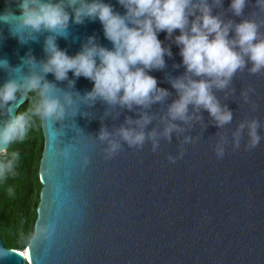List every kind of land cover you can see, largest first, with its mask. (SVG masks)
Here are the masks:
<instances>
[{
    "label": "water",
    "instance_id": "95a60500",
    "mask_svg": "<svg viewBox=\"0 0 264 264\" xmlns=\"http://www.w3.org/2000/svg\"><path fill=\"white\" fill-rule=\"evenodd\" d=\"M105 2L121 14L125 11L118 0ZM17 3L0 0V13L11 9L19 15ZM229 3L223 0L225 10ZM249 11L251 7L245 14ZM227 16L240 19L230 12ZM20 31L25 43L11 34L9 24L0 21V59L6 58L12 66L7 71L0 68V84L9 76L30 72L29 66L21 64L29 51L38 61L45 58L47 33L37 38ZM68 31L57 43L69 55H75L93 35L100 44L112 47L98 19L71 23ZM158 35L165 46H171L173 55L165 57V69L150 74L160 87L173 92L170 103L175 90L166 77L182 74L184 67L179 47L165 32ZM174 64L181 66L174 68ZM68 76L75 79L74 86L56 81L51 73L46 77L61 95L71 94L73 104L66 106L61 120L42 119L43 187L34 235L24 250H17L7 247L0 234V264H264V139L251 150L244 142L239 149L229 145L223 158L213 151L218 131H228L231 138V131L245 117L256 116L264 122V74L237 73L235 94L217 93L234 113L226 129H218L204 111L202 121L184 125L185 131L179 138L174 134L171 143L161 140L156 152L150 143L139 150L125 144L112 156L106 152L108 142L99 139L101 127L113 134L110 139L116 138L115 131L125 117L137 114L83 99L93 82L83 76L75 78L72 72ZM249 87L254 89L250 97L255 110L240 96L241 89ZM28 94L18 97L17 111ZM164 108L153 105L152 111L162 114ZM185 135L195 143L185 145L183 158L169 162L168 155L177 154ZM38 223L53 228L37 233Z\"/></svg>",
    "mask_w": 264,
    "mask_h": 264
},
{
    "label": "clouds",
    "instance_id": "9594fccd",
    "mask_svg": "<svg viewBox=\"0 0 264 264\" xmlns=\"http://www.w3.org/2000/svg\"><path fill=\"white\" fill-rule=\"evenodd\" d=\"M118 3L125 9L123 14L105 0H18L19 15L11 9L0 13V21L10 25L11 34L21 43L25 42L20 39V30L37 38L47 33L43 44L45 58L38 61L29 51L21 57V64L29 66L30 72L9 76L0 84V116L6 117L0 120V182L15 175L19 154L10 148L24 140L33 118L61 120L66 106L73 104L71 94L61 95L56 85L46 79L49 73L56 81H68L71 86L75 85V79H69V72L75 78L83 76L93 82L83 99L92 103L99 100L137 114L135 118L125 117L115 131L116 138L110 139L113 134L101 127L99 139L108 142L109 156L118 153L125 144L139 150L150 143L151 150L156 152L161 140L171 143L174 134L179 138L185 131L184 125L190 127L193 121H202L204 111L218 129H226L233 122L234 113L217 93L234 95L233 80L237 73L264 74V0H230L226 10L223 0H118ZM249 7L251 11L245 14ZM228 12L239 17V21L228 17ZM97 19L111 48L100 44L94 35L87 37L75 55L59 47L57 38L68 36L71 23ZM160 32H165L166 38L179 47L184 67L182 74L166 77L175 90L170 103L167 101L173 92L160 87L157 78L150 74L165 69V57L173 55L171 46H165L159 39ZM10 67L6 58L0 59V68L7 71ZM31 91L38 93V102L27 111L18 112V97ZM253 91L251 87L242 88L240 96L255 110L257 106L250 97ZM153 105H165L163 113L153 112ZM261 129L264 122L252 116L237 122L231 138L228 131H218L213 145L215 155L223 158L229 145L239 149L242 142L248 150L256 148L264 139ZM193 143L191 136H183L179 151L175 156L169 154L168 161L176 163L183 158L185 145ZM52 228L47 224L36 225L37 233H47Z\"/></svg>",
    "mask_w": 264,
    "mask_h": 264
},
{
    "label": "trees",
    "instance_id": "16d2710c",
    "mask_svg": "<svg viewBox=\"0 0 264 264\" xmlns=\"http://www.w3.org/2000/svg\"><path fill=\"white\" fill-rule=\"evenodd\" d=\"M38 100L37 92H29L18 112L27 111ZM44 146L41 117L33 118L23 141L11 145L10 151L19 154L15 175L0 182V234L7 247L24 250L34 235L43 187L40 164Z\"/></svg>",
    "mask_w": 264,
    "mask_h": 264
}]
</instances>
